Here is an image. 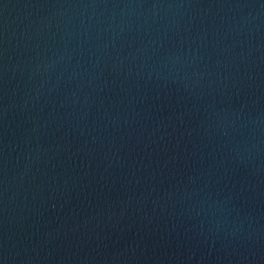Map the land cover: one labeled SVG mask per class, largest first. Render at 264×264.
I'll return each mask as SVG.
<instances>
[{
    "label": "water",
    "instance_id": "water-1",
    "mask_svg": "<svg viewBox=\"0 0 264 264\" xmlns=\"http://www.w3.org/2000/svg\"><path fill=\"white\" fill-rule=\"evenodd\" d=\"M0 264H264V0H0Z\"/></svg>",
    "mask_w": 264,
    "mask_h": 264
}]
</instances>
